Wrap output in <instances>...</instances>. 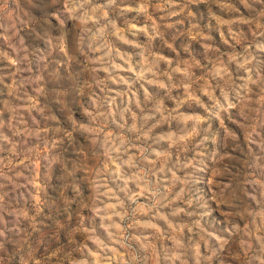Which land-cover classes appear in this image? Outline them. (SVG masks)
<instances>
[{"label": "rangeland", "instance_id": "374dc122", "mask_svg": "<svg viewBox=\"0 0 264 264\" xmlns=\"http://www.w3.org/2000/svg\"><path fill=\"white\" fill-rule=\"evenodd\" d=\"M0 264H264V0H0Z\"/></svg>", "mask_w": 264, "mask_h": 264}]
</instances>
